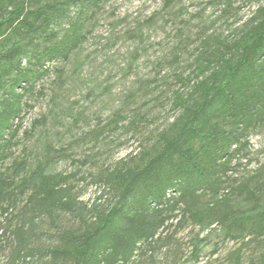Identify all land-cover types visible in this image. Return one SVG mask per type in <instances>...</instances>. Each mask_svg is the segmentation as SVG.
I'll list each match as a JSON object with an SVG mask.
<instances>
[{"label": "trees", "instance_id": "16d2710c", "mask_svg": "<svg viewBox=\"0 0 264 264\" xmlns=\"http://www.w3.org/2000/svg\"><path fill=\"white\" fill-rule=\"evenodd\" d=\"M109 1L0 0V261L6 254L3 264H130L177 221L218 225L224 239L243 240L227 257L243 264L246 245L264 246V180L229 185L234 161L248 157L250 135L264 127V6L233 42L204 51L189 93L176 94L179 114L154 147L94 180L113 193L106 205L80 201L75 174L48 172L67 157L60 149L36 165L21 157L5 166L21 143L28 97L54 62L88 40ZM126 118L117 116L116 130ZM207 244L199 234L192 239L196 261ZM250 264H264V255Z\"/></svg>", "mask_w": 264, "mask_h": 264}, {"label": "rangeland", "instance_id": "374dc122", "mask_svg": "<svg viewBox=\"0 0 264 264\" xmlns=\"http://www.w3.org/2000/svg\"><path fill=\"white\" fill-rule=\"evenodd\" d=\"M261 6L264 0H110L90 23L88 40L67 61L54 62L28 97L32 108L25 110L21 143L5 166L21 157L36 165L48 150L60 149L67 157L48 172L75 174L79 200L106 205L113 193L94 180L154 147L179 114L176 94L189 93L204 51L233 42ZM117 116L127 118L116 130ZM36 120L43 124L24 133ZM262 173L264 127L250 135L248 157L234 161L229 186L252 177L263 181ZM176 223L162 232V241L143 245L130 264H230L228 254L242 245L224 239L218 225L201 230ZM198 234L208 244L196 261L192 239ZM242 253L243 264L260 261L264 246L253 242Z\"/></svg>", "mask_w": 264, "mask_h": 264}]
</instances>
